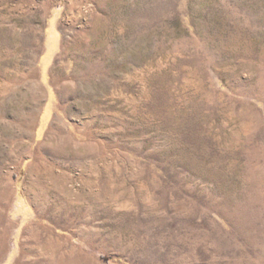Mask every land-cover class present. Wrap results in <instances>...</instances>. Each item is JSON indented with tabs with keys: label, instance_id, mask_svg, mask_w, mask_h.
<instances>
[{
	"label": "rangeland",
	"instance_id": "rangeland-1",
	"mask_svg": "<svg viewBox=\"0 0 264 264\" xmlns=\"http://www.w3.org/2000/svg\"><path fill=\"white\" fill-rule=\"evenodd\" d=\"M0 264H264V0H0Z\"/></svg>",
	"mask_w": 264,
	"mask_h": 264
},
{
	"label": "bare ground",
	"instance_id": "bare-ground-1",
	"mask_svg": "<svg viewBox=\"0 0 264 264\" xmlns=\"http://www.w3.org/2000/svg\"><path fill=\"white\" fill-rule=\"evenodd\" d=\"M34 242V241H33ZM38 257V256H37Z\"/></svg>",
	"mask_w": 264,
	"mask_h": 264
}]
</instances>
